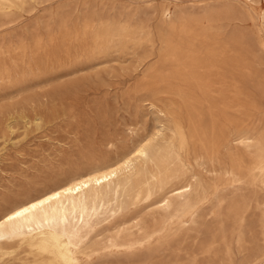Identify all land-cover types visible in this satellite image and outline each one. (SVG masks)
<instances>
[{"label": "rangeland", "instance_id": "rangeland-1", "mask_svg": "<svg viewBox=\"0 0 264 264\" xmlns=\"http://www.w3.org/2000/svg\"><path fill=\"white\" fill-rule=\"evenodd\" d=\"M158 129L135 189L0 264H264V0H0V217Z\"/></svg>", "mask_w": 264, "mask_h": 264}, {"label": "bare ground", "instance_id": "bare-ground-1", "mask_svg": "<svg viewBox=\"0 0 264 264\" xmlns=\"http://www.w3.org/2000/svg\"><path fill=\"white\" fill-rule=\"evenodd\" d=\"M159 131L158 129L146 138L139 140L131 149L123 151L113 161L74 175L49 187L42 193L11 205L0 217V239L7 235L13 236L15 232L32 228L53 217L64 218L68 211L82 214L89 203L94 205L97 201H101L102 206L103 199H107V202L110 201L109 196L116 195L118 190L135 189L136 184L134 185L131 178L139 177L143 172L141 164L147 165L151 161L147 147ZM251 141L241 140L240 142L249 146ZM258 162L257 170L264 177V162L262 160ZM161 174L163 173L161 172ZM262 183L264 184V179ZM187 187L188 185L176 189L172 194L174 198H180L189 192L190 189ZM139 193L140 191L137 192V194ZM65 202L68 204L65 205ZM170 205L171 200L165 196L157 202L156 208L165 211ZM49 264L58 263L56 260H51Z\"/></svg>", "mask_w": 264, "mask_h": 264}, {"label": "snow or ice", "instance_id": "snow-or-ice-1", "mask_svg": "<svg viewBox=\"0 0 264 264\" xmlns=\"http://www.w3.org/2000/svg\"><path fill=\"white\" fill-rule=\"evenodd\" d=\"M33 207H35V205H33Z\"/></svg>", "mask_w": 264, "mask_h": 264}]
</instances>
